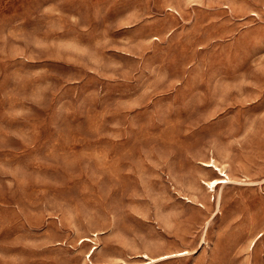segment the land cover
I'll list each match as a JSON object with an SVG mask.
<instances>
[{"label":"rangeland","instance_id":"rangeland-1","mask_svg":"<svg viewBox=\"0 0 264 264\" xmlns=\"http://www.w3.org/2000/svg\"><path fill=\"white\" fill-rule=\"evenodd\" d=\"M0 264H264V0H0Z\"/></svg>","mask_w":264,"mask_h":264},{"label":"bare ground","instance_id":"bare-ground-1","mask_svg":"<svg viewBox=\"0 0 264 264\" xmlns=\"http://www.w3.org/2000/svg\"><path fill=\"white\" fill-rule=\"evenodd\" d=\"M205 166H213V167H215V170H218L219 174L221 175V177L207 182L209 184V187L211 188V190L215 189L216 182L224 181L225 178L229 177L228 172L224 168L220 167L217 164L215 159H211L209 162H206Z\"/></svg>","mask_w":264,"mask_h":264}]
</instances>
